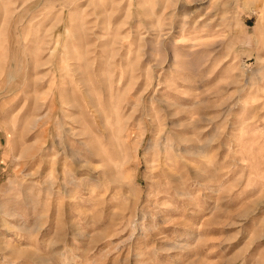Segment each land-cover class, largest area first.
Returning a JSON list of instances; mask_svg holds the SVG:
<instances>
[{
  "label": "rangeland",
  "instance_id": "1",
  "mask_svg": "<svg viewBox=\"0 0 264 264\" xmlns=\"http://www.w3.org/2000/svg\"><path fill=\"white\" fill-rule=\"evenodd\" d=\"M0 264H264V0H0Z\"/></svg>",
  "mask_w": 264,
  "mask_h": 264
}]
</instances>
